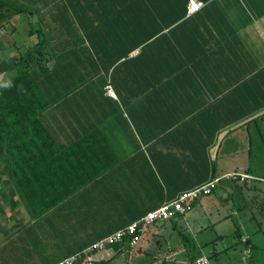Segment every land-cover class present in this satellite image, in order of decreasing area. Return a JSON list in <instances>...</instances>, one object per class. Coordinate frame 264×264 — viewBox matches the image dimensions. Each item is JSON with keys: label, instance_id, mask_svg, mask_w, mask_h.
<instances>
[{"label": "crops", "instance_id": "obj_1", "mask_svg": "<svg viewBox=\"0 0 264 264\" xmlns=\"http://www.w3.org/2000/svg\"><path fill=\"white\" fill-rule=\"evenodd\" d=\"M199 1L188 13L187 0H21L37 4L43 32H56L57 75L45 78L49 104L37 117L61 156L25 193L63 198L36 211L18 184L3 190L0 264H51L215 179L189 211L155 227L210 224L222 194L202 198L227 173L251 176L238 168L264 149V0ZM31 45L0 41V82ZM86 158L109 166L75 187Z\"/></svg>", "mask_w": 264, "mask_h": 264}, {"label": "trees", "instance_id": "obj_2", "mask_svg": "<svg viewBox=\"0 0 264 264\" xmlns=\"http://www.w3.org/2000/svg\"><path fill=\"white\" fill-rule=\"evenodd\" d=\"M35 6L37 4L29 9L21 0H0V29H4L6 33L14 31L6 30L8 21L14 15L26 14V11L30 10L37 18L34 23L36 28L28 30V34L34 35L36 40L30 47L16 53L13 58V73L0 82V194L9 185L18 184L23 193L22 201L34 207L36 211H40L62 199L63 195L56 193L50 196H37L25 193L26 185L34 184L29 188H38L42 183L41 178H45L44 172L57 169L58 159L61 158L59 150L51 143L49 134L37 117L49 104L42 92L45 78L53 79L57 75V54L54 50L57 36L55 30L52 31L51 28L49 31L46 27L43 32L45 24ZM27 23L30 24L29 21ZM50 61H53L51 67L48 65ZM83 151H86L85 147ZM83 160L79 166L82 177L75 181V187L82 185L109 166L107 162L90 164L87 158ZM33 173H36L34 178L30 175ZM229 180L233 181V179ZM51 181L60 183V178ZM256 205L264 209V198L257 201ZM261 214L264 215V212L262 211ZM179 215L182 214L175 216ZM128 249L125 240L118 244L106 245L101 250L91 252L92 264L112 262L117 264L120 253L133 254L140 251V248L135 251ZM174 250L172 247H166L168 253H173ZM192 259L193 257L187 258L186 264H190ZM159 264L167 263L163 258Z\"/></svg>", "mask_w": 264, "mask_h": 264}, {"label": "rangeland", "instance_id": "obj_3", "mask_svg": "<svg viewBox=\"0 0 264 264\" xmlns=\"http://www.w3.org/2000/svg\"><path fill=\"white\" fill-rule=\"evenodd\" d=\"M29 27L36 28L27 23V12L12 16L6 30L14 31L5 33L9 38L0 35L1 44L12 42L21 47L33 44L36 38L29 36ZM6 55L0 52V65L7 62ZM263 122L258 121V125ZM252 155L250 159H242L244 164L238 168L250 173L246 182L222 178L218 183L220 191L215 189L213 194L202 198L208 200L222 194L221 199L227 201L225 205L221 199L213 201L215 203L207 214L210 224H184L174 218V222H181L174 224L176 230H169L168 225L164 228L149 226L138 243L140 247L133 249L140 248V251L120 253L117 264H159L163 258L167 264H186L187 258L200 254L206 256L210 264H264V215L261 214L264 209L256 205L264 198V149L253 150ZM227 185L231 187L228 198L226 192L221 191ZM157 228L156 240L151 233L147 235L148 231ZM167 246L174 248V252L168 253ZM8 249L7 245L0 248V254Z\"/></svg>", "mask_w": 264, "mask_h": 264}, {"label": "built area", "instance_id": "obj_4", "mask_svg": "<svg viewBox=\"0 0 264 264\" xmlns=\"http://www.w3.org/2000/svg\"><path fill=\"white\" fill-rule=\"evenodd\" d=\"M202 6V2L199 0H187L186 11L188 13L195 12ZM105 93L113 96V93L109 89V86H105ZM225 179H241L249 178L245 173L232 172L222 176ZM215 182L209 180L197 187L189 190L179 192L174 198L169 201L163 202L156 208L147 211L139 218L129 222L125 226L118 228L104 237L95 240L88 246L81 250L75 251L72 254L62 257L51 264H92L91 252L94 250H101L106 245L118 244L122 240H125V244L128 246L129 251L137 246L141 240L144 231L149 226H156L160 222L165 221L177 214H184L192 207L194 200L203 194H208ZM190 264H210L209 259L200 254L195 256Z\"/></svg>", "mask_w": 264, "mask_h": 264}]
</instances>
